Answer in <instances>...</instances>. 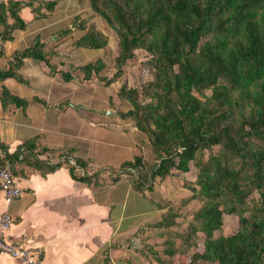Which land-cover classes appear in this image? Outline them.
Returning <instances> with one entry per match:
<instances>
[{
	"label": "trees",
	"instance_id": "16d2710c",
	"mask_svg": "<svg viewBox=\"0 0 264 264\" xmlns=\"http://www.w3.org/2000/svg\"><path fill=\"white\" fill-rule=\"evenodd\" d=\"M31 1L51 10L58 0ZM78 3L86 5L89 17L98 18L116 38L113 75H101L105 64L98 58L78 67L82 82L95 75L108 86L122 75L123 65L136 56V50L146 53L144 64L153 78L141 85V92L122 85L117 97L130 107L117 106L115 111L146 136L154 159L143 155L145 140L141 139L132 158L118 168L93 170L69 149H36L34 141L22 143L0 160L49 171L58 165L51 158L60 157L84 170L78 177L83 182L104 184L101 174L108 173L113 182L127 177L139 192L152 191L157 181L174 172L190 171L192 164L196 176L185 185L191 197L170 205L152 225L165 237L161 252L149 248L153 259L158 264H264V0ZM22 4L20 0L2 3L0 23L9 29L24 28L18 13ZM75 19L80 27L59 29L57 41L71 37L77 48L107 46L106 34L86 27L80 15ZM79 30L84 32L78 34ZM24 57L43 61L50 74L56 72L44 43L36 37L7 67L0 68V82L9 77L25 81L18 72ZM61 75L64 81L74 78L68 71ZM0 99L3 107L11 104L25 110L28 105L27 98L12 94L4 85ZM34 99L46 104L42 98ZM193 198L204 203L186 230L178 231L180 209ZM231 214L238 217L237 229L215 235L222 229L223 217Z\"/></svg>",
	"mask_w": 264,
	"mask_h": 264
},
{
	"label": "crops",
	"instance_id": "0c3cea01",
	"mask_svg": "<svg viewBox=\"0 0 264 264\" xmlns=\"http://www.w3.org/2000/svg\"><path fill=\"white\" fill-rule=\"evenodd\" d=\"M8 1L3 4L7 6ZM20 1L24 4L18 13L25 27L9 29L0 23V68L7 67L39 37L56 72L50 74L43 61L24 57L18 72L25 81L9 77L0 82V89L4 85L12 94L28 99L25 110L11 104L3 107L0 99V158L16 152L24 142L34 141L36 149H69L87 160L93 170L116 168L129 160L141 133L132 120L120 118L112 110L106 115L111 109L107 100L98 108L91 107L88 100L75 101L69 94L75 85H90L75 78L64 81L61 75L72 65L63 51L71 46L72 38L57 41L55 33L67 25L76 31L73 18L82 11L78 0H58L51 10L37 1ZM7 21L12 22L11 16ZM38 77L46 81L40 96ZM50 161L58 165L49 171L11 162L22 193L7 205L0 190V217L7 210L13 219L3 231L4 238L41 249L40 264H153L140 248L152 246L144 245L142 238L146 234L151 240L153 218L159 212L151 193L135 190L125 177L113 182L108 173L101 174L104 184L86 183L71 172L69 161L60 157ZM0 264L24 263L2 254Z\"/></svg>",
	"mask_w": 264,
	"mask_h": 264
},
{
	"label": "rangeland",
	"instance_id": "374dc122",
	"mask_svg": "<svg viewBox=\"0 0 264 264\" xmlns=\"http://www.w3.org/2000/svg\"><path fill=\"white\" fill-rule=\"evenodd\" d=\"M78 15H80L81 20L83 19L82 22L86 24V27L89 26V28L100 30L104 34H106L108 37V41H107L108 43L107 46H105L100 50L91 49V48H77L75 45H73V43H71V46L67 45L69 47H67L63 51H66V53H68V58L70 62H72V65L69 66L70 69H68L69 72L72 73V75L76 79V82H82L80 79L81 74L80 71L78 70V67L80 65L93 62L98 58H100L105 64L104 68L101 71V75L106 77H111L115 72L114 56H115L116 38L114 34L98 18L89 17L88 7L86 5L82 7V11H80ZM73 23L75 29L77 27H80L79 19H75ZM83 32L84 31L79 30L77 33L82 34ZM135 53L136 56L133 59L127 61L123 65L122 75L118 77L110 85L108 86L105 85L102 79L100 80V78L93 75L89 81L82 82L89 84L90 88H86L85 86L82 87L77 86V84L75 85L74 90L69 93L70 95H72V99H74L75 101L88 100L91 103L90 104L91 107L93 106L94 108L95 107L98 108V106H101L102 102H105V100H107L109 105L111 104L112 105L110 110L105 111L106 115L108 111L111 110L113 111L112 113H114L117 106L118 108L120 107L124 110L128 109L130 105L120 100L117 97L119 88L122 85H125L128 88H136L138 89L139 92H141V85L153 78L152 71L151 70L149 71L148 66L144 64V62L146 61L145 51L140 49V50H136ZM25 75H27V72H25ZM37 82L40 84V88L39 91L37 92V95L40 96L46 89V81L43 77H38ZM207 94H209V91H207ZM91 110H93V108H91ZM141 139L145 140V144H141L143 155L147 160L152 161L154 159L153 158L154 155L150 148H146L148 146L147 144L148 141L146 140V136L142 132L138 133L132 156L136 152V147L140 145L139 141ZM214 149L216 150V147H214ZM190 166H191L190 171L184 174L174 172L172 175L165 177L163 180L157 181L158 184L155 186V188L152 191H149L151 193L150 195L153 199V202L156 204L157 209L159 211L158 214L155 215L153 218L155 223L160 221L163 213L168 209L170 205L175 207L179 205L180 202L183 201L184 199H189V197H191V191L188 188H186L185 185L189 181H193L195 179L196 171L193 168L192 164H190ZM125 178L129 181L127 177ZM203 203L204 202L199 200L198 198L197 199L193 198L190 201H188L184 206H182L180 209V216L177 218L178 227L177 228L174 227V228H176L178 231L181 232L186 230L195 210H197ZM154 222L152 224H154ZM144 226L148 227L150 225L148 226L144 225ZM237 226H238V217L236 215L234 214L225 215L223 217L222 229L220 231H216L215 235H219L220 233L225 235L231 234L237 229ZM145 235L142 238L143 241H145L144 245H147V243H149L148 245L150 246L152 245L155 251L161 252L162 248L164 247L163 241L165 237L160 236L159 230L157 228L153 229L152 236L151 237L149 236L151 240H149V238H147V236ZM146 240H148V242H146ZM198 241H200V239H198ZM140 248H141V253L144 256H146L147 260H149L150 262L152 261L153 264H157V262L154 259L152 260V258H154V256L152 255L153 254L152 251H150L149 249L148 251L146 249L147 247L140 246ZM162 257L165 258L166 256L162 255Z\"/></svg>",
	"mask_w": 264,
	"mask_h": 264
},
{
	"label": "built area",
	"instance_id": "2783aa9c",
	"mask_svg": "<svg viewBox=\"0 0 264 264\" xmlns=\"http://www.w3.org/2000/svg\"><path fill=\"white\" fill-rule=\"evenodd\" d=\"M3 0H0V13L1 4ZM71 166H74V171L78 175H83L84 170L81 167L75 165L73 160L69 161ZM0 190L4 195V201L8 205L16 198H18L22 191L18 186L15 177L12 174V164L9 160H0ZM13 219L7 210H4L0 217V255L5 254L11 258L18 259L24 264H40L42 261V250L39 248L25 247L19 243L9 242L4 238V230L10 226Z\"/></svg>",
	"mask_w": 264,
	"mask_h": 264
}]
</instances>
